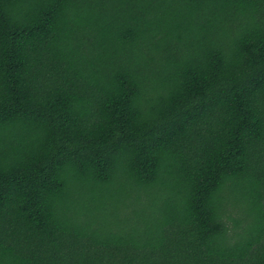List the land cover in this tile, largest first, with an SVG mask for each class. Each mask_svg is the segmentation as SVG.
<instances>
[{
  "label": "trees",
  "instance_id": "trees-1",
  "mask_svg": "<svg viewBox=\"0 0 264 264\" xmlns=\"http://www.w3.org/2000/svg\"><path fill=\"white\" fill-rule=\"evenodd\" d=\"M0 264H264V0H0Z\"/></svg>",
  "mask_w": 264,
  "mask_h": 264
}]
</instances>
